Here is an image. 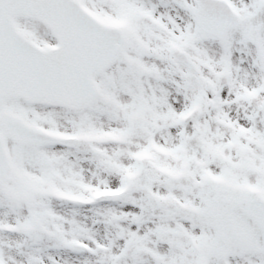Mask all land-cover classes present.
Returning <instances> with one entry per match:
<instances>
[{"label": "snow or ice", "instance_id": "6c2138e0", "mask_svg": "<svg viewBox=\"0 0 264 264\" xmlns=\"http://www.w3.org/2000/svg\"><path fill=\"white\" fill-rule=\"evenodd\" d=\"M0 264H264V0H0Z\"/></svg>", "mask_w": 264, "mask_h": 264}]
</instances>
